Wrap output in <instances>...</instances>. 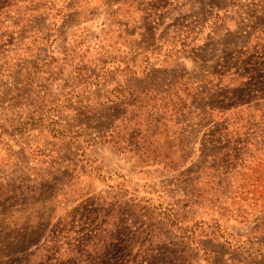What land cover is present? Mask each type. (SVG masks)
Wrapping results in <instances>:
<instances>
[{"label": "rangeland", "instance_id": "1", "mask_svg": "<svg viewBox=\"0 0 264 264\" xmlns=\"http://www.w3.org/2000/svg\"><path fill=\"white\" fill-rule=\"evenodd\" d=\"M0 264H264V0H0Z\"/></svg>", "mask_w": 264, "mask_h": 264}]
</instances>
